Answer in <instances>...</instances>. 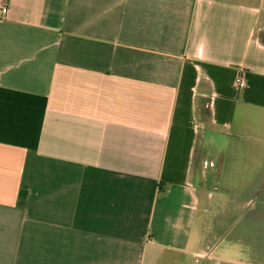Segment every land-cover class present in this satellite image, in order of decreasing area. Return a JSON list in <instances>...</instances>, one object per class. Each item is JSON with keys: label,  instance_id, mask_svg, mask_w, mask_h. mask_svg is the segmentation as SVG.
<instances>
[{"label": "crops", "instance_id": "1", "mask_svg": "<svg viewBox=\"0 0 264 264\" xmlns=\"http://www.w3.org/2000/svg\"><path fill=\"white\" fill-rule=\"evenodd\" d=\"M2 7L0 264H261L264 0Z\"/></svg>", "mask_w": 264, "mask_h": 264}, {"label": "rangeland", "instance_id": "2", "mask_svg": "<svg viewBox=\"0 0 264 264\" xmlns=\"http://www.w3.org/2000/svg\"><path fill=\"white\" fill-rule=\"evenodd\" d=\"M239 228H249L250 238L256 244V260L264 264V205L258 204L240 221Z\"/></svg>", "mask_w": 264, "mask_h": 264}, {"label": "built area", "instance_id": "3", "mask_svg": "<svg viewBox=\"0 0 264 264\" xmlns=\"http://www.w3.org/2000/svg\"><path fill=\"white\" fill-rule=\"evenodd\" d=\"M0 12L1 13L6 12V8L5 7H2L0 9ZM234 82L237 85V87H239V88H241V87H243L245 85V82L243 80V72L242 71H240V72H238V73L235 74V76H234Z\"/></svg>", "mask_w": 264, "mask_h": 264}, {"label": "trees", "instance_id": "4", "mask_svg": "<svg viewBox=\"0 0 264 264\" xmlns=\"http://www.w3.org/2000/svg\"><path fill=\"white\" fill-rule=\"evenodd\" d=\"M25 194V191H21V195H24Z\"/></svg>", "mask_w": 264, "mask_h": 264}]
</instances>
